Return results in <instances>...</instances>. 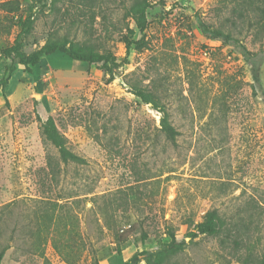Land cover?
<instances>
[{
  "label": "rangeland",
  "instance_id": "obj_1",
  "mask_svg": "<svg viewBox=\"0 0 264 264\" xmlns=\"http://www.w3.org/2000/svg\"><path fill=\"white\" fill-rule=\"evenodd\" d=\"M19 1L26 14L31 0ZM139 1L41 0L34 8L33 29L21 39L27 53L68 38L128 63L109 73L57 51L30 70L17 65L8 101L0 90L1 264H108L158 247L167 225L190 242L168 264L264 260V17H239L244 4L234 0H151L140 32L123 8ZM126 22L133 38L144 37L143 49L127 51ZM200 23L230 31L256 54L260 84L234 44L211 38ZM20 32L16 25L0 36V77L2 52ZM135 87L167 106L176 142ZM48 116L85 163H63L44 140ZM211 209L232 238L191 242ZM143 232L146 241L135 243ZM118 234L127 238L120 254Z\"/></svg>",
  "mask_w": 264,
  "mask_h": 264
},
{
  "label": "trees",
  "instance_id": "obj_2",
  "mask_svg": "<svg viewBox=\"0 0 264 264\" xmlns=\"http://www.w3.org/2000/svg\"><path fill=\"white\" fill-rule=\"evenodd\" d=\"M41 0H31L26 14L22 11V6L19 0H7L2 2L1 11L4 13L0 17V36L5 33H10L13 26L19 25L21 32L17 34L14 42L7 46L3 52L5 60L3 75L0 77V90L3 92L6 101L5 90L9 85L10 79L17 67V65L24 66L25 69L30 70L31 67L36 66L41 58L46 55L53 54L60 51L76 61L88 62L99 65L105 71L112 73L114 69L128 63V58H120L112 49L104 48L102 51L94 50L92 48H84L76 45V43L68 38L62 39H48L38 49L27 53L23 49L21 41L23 34H28L33 29L34 24V8ZM58 0H51L54 5ZM237 3L244 4L238 12L239 17H248L249 13L261 14L264 17V0H234ZM152 6L151 0H140L131 5L124 4V19H130L136 25L140 32H144L149 26V8ZM1 16V15H0ZM259 22V21H258ZM249 25H255V22H249ZM202 31L208 34L213 39H220L227 43H232L238 51L244 55L245 59L251 64L253 77L256 82L260 84V62L256 59V54H252L248 48L230 31L222 28H211L207 24L200 23ZM125 30H120V39L124 43L127 51L132 47L136 50L143 49L147 43L144 37L140 39L133 38L136 30L130 27L129 22L125 24ZM134 93L146 104L157 109L161 113L160 129L165 134L166 138L172 142H176L179 131L175 127L171 119V113L165 104H161L156 100L150 92L143 90L140 87H135ZM41 134L44 140L51 143L59 153L60 160L68 164L70 162L85 163V159L75 153L68 145L66 136L61 132L53 116H48L41 122ZM52 158H49V164L52 165ZM165 234L168 240H165L154 249L137 250L128 258L124 264H140L144 261L146 264H168L170 260L186 250L190 242L185 238H180L172 225H167ZM202 236H211L221 239L222 243H226L232 238V233L227 228V223L224 217L220 214L218 209L208 210L201 222L195 224L194 231L189 233L191 242L194 238ZM127 238H123L122 234L116 235V242L118 246L117 254L121 252V245L126 242ZM147 233L143 232L137 236L135 243L138 241H146ZM6 249L0 250V264L4 259ZM110 255V252L104 257ZM264 264V260L260 262Z\"/></svg>",
  "mask_w": 264,
  "mask_h": 264
},
{
  "label": "crops",
  "instance_id": "obj_3",
  "mask_svg": "<svg viewBox=\"0 0 264 264\" xmlns=\"http://www.w3.org/2000/svg\"><path fill=\"white\" fill-rule=\"evenodd\" d=\"M130 257V255L129 256H125L124 258H120L121 260H116L115 259V256L113 257V258H111V259H109L108 261H109V263L108 264H124V262L128 259Z\"/></svg>",
  "mask_w": 264,
  "mask_h": 264
}]
</instances>
